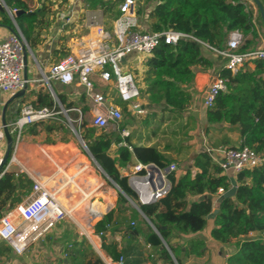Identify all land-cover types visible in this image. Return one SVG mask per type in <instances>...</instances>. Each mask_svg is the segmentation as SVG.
<instances>
[{"label":"trees","instance_id":"trees-1","mask_svg":"<svg viewBox=\"0 0 264 264\" xmlns=\"http://www.w3.org/2000/svg\"><path fill=\"white\" fill-rule=\"evenodd\" d=\"M11 10L23 11L15 18L19 31L24 35L30 48L35 46V38L40 36L43 26L45 9L38 11L34 2L30 0H3ZM90 0H88L89 2ZM264 7V0H259ZM155 2V7L148 13L151 32H164L173 30L189 34L201 42L217 50L227 48L228 38L231 32L239 31L244 37H252L246 42V46L240 52H246L254 40L262 34L264 36V24L257 7V12L250 7L245 0H149ZM99 8L103 10L113 9V2L99 0ZM97 7V8H98ZM139 15L145 11L138 9ZM3 20L0 24L8 26L14 34L19 31L7 12H0ZM119 15H116L117 18ZM213 51L202 43L191 39H181L176 45H168L161 42L147 59V89L152 110L169 111L184 119L192 103L190 93L184 88L194 81L195 67L212 69L220 64L222 59H213ZM219 62V63H218ZM254 68L247 63L236 74L222 68L220 75L228 79V91L221 93L215 100L214 107L207 110L209 127L217 128L219 125L238 126L243 139L241 147L247 146L258 154L264 155V61L253 62ZM60 103L65 110H71L75 104L68 102L66 97L58 94ZM117 105L124 102L116 99ZM39 107H54L61 112V108L55 105L50 94H40ZM88 109L83 107L85 113ZM124 112L126 108H123ZM61 121H54L51 125L39 122L31 130L34 135L42 131L54 132L63 128L66 120L63 113L58 114ZM86 124L81 125V130ZM81 137L89 148L90 153L108 174V176L135 201L139 200L136 192L129 184V177L123 176L116 160L108 151L113 144L125 143L120 148V158L127 162L133 152L142 164H154L160 169L168 168L173 160L157 147L134 146L130 139L122 138L115 133L98 134L96 129H90L87 133L81 131ZM132 149V152L130 151ZM193 168L178 177L171 172L169 180L172 184L169 193L152 204L141 206L143 214L149 219L159 234L146 221L144 226L128 224L126 212L129 201L122 195L119 196L115 209L106 214L94 226V234L101 239L102 249L116 262L121 256L125 257V264H139L144 254L139 248L138 238L146 237V243L150 245L157 258L147 257L146 262L157 264L159 260L167 264H175L171 253L165 247L168 245L174 254L178 264H182V256L201 257L204 255L206 241L203 238L187 240L185 251L174 249L171 241L174 238L203 232L208 224V216L216 208L219 213L213 220L214 228L211 237L221 245H229L233 239L248 237L254 232H264V166L253 170H246L236 176L237 191L233 198H227L216 204L217 192L220 188L228 191L231 187V178L224 175L223 169L215 162L212 155L206 151L197 154L193 159ZM248 180L251 184H248ZM33 181L28 177L17 176L13 172H6L0 179V217L2 210L13 195L18 194L22 188H31ZM212 195L213 198L201 197ZM193 198V199H192ZM195 198V199H194ZM17 198L14 202H20ZM103 205V204H102ZM104 206L103 214L107 211ZM11 208V207H10ZM102 214V215H103ZM98 218L93 216L92 219ZM114 226H125V233L131 239L127 248L120 250L115 240H110L107 233ZM165 242V244H164ZM238 251L228 259V264H264V239H246L237 244ZM11 252L4 243L0 244V255ZM67 258L58 264H104L96 255L86 239H78L65 249ZM136 255L137 258H133Z\"/></svg>","mask_w":264,"mask_h":264},{"label":"built area","instance_id":"built-area-1","mask_svg":"<svg viewBox=\"0 0 264 264\" xmlns=\"http://www.w3.org/2000/svg\"><path fill=\"white\" fill-rule=\"evenodd\" d=\"M1 3L4 4L2 0ZM16 12L17 10H10V16L14 22ZM138 16V0H124L119 5V16L114 21L112 29L96 26V38L82 50L77 54L66 55L60 61L52 64L46 72L41 71L40 81L51 90L53 81L65 87L75 85L84 90L85 96L93 107L94 115L91 122L95 127L107 129L112 123L122 120L123 112L108 95L97 89L93 76L98 75L103 83L113 82L119 98L129 104L132 111L143 113L137 103L141 96L140 88L134 74L126 70L122 61L132 54L151 56L161 42L168 45H176L181 39L200 42L221 57L224 60L223 68L232 74L238 73L248 62L264 61V49L240 52L245 37L239 31L230 33L225 50H217L189 34L173 30L144 31L140 29ZM28 50H30V46L20 32L13 33L0 42V93L13 96L26 91L35 82V80H29L22 75L27 65ZM227 91L228 79L218 74L205 94L204 107L207 110L212 109L217 96ZM55 105L61 108V112L56 111V106L50 108L47 106L37 107L32 103L26 104L21 110L19 119L10 126L13 131L18 133V140L25 126L56 119L59 113H66L67 122L74 129L75 121L68 115L69 110H64L56 98ZM72 111L78 113L77 121L84 120V113L80 109L74 108ZM114 129L120 131L123 137L129 135L126 129L116 127ZM119 146L125 147L126 144L122 143ZM62 147L63 151L45 150L46 155L52 157L56 166V171L52 176L53 187L50 188L41 179L30 175L33 181L30 194L12 211L2 213L0 217V241L5 243L18 257L24 256L32 244L41 241L68 217L69 212L60 201V193L72 184V178L78 171L81 172V168L78 156L72 155L65 146ZM203 151L212 155L224 173L229 175L230 171L232 172L229 178L236 177L243 171L264 166V155L258 154L247 146L222 148L217 151L207 148ZM3 158L0 152V179L16 160L13 154L2 167ZM154 166L156 165H145L138 162L134 169V177L129 179L131 188L136 192L143 205L155 203L169 193L172 187L169 174L177 170L176 166L166 169ZM135 180H147L150 190L148 196H143L136 190L133 186V184H137L133 183ZM110 182L112 183V181ZM226 192L224 188H220L216 197L219 198ZM106 206V214L115 209L114 204H111V207ZM148 247L151 246L148 245ZM150 257L154 258L155 255L151 254ZM174 263L178 264L175 260ZM109 264H125V257L121 256L116 262L111 259Z\"/></svg>","mask_w":264,"mask_h":264},{"label":"crops","instance_id":"crops-1","mask_svg":"<svg viewBox=\"0 0 264 264\" xmlns=\"http://www.w3.org/2000/svg\"><path fill=\"white\" fill-rule=\"evenodd\" d=\"M30 1L34 2V6L35 8H38V11L42 9L41 6H37L36 0H30ZM245 1L250 5L252 9H254L257 12V7H256L257 5L255 4L253 0H245ZM155 4L152 3L150 6L146 8V10H144L145 14L138 16L139 21H140V29L151 32L150 23L148 20V13L155 7ZM70 5L71 4H63V5L54 6L53 11L58 10V13L56 14V16H52V20L54 21L55 18L56 20L52 23V26L46 35H43L40 33V36L35 38L34 40L35 46L33 49L31 48L33 52V56L27 55V65L22 75L23 77L28 78L29 80H32V81L35 80V82L32 83L26 91L20 92L18 96L16 95L12 96L9 94L0 93V152L4 157L6 154L8 145H9V138H12L13 149H12L11 156L14 154L16 157L15 162L12 165H10V167L7 169L6 172H13L17 176L20 175L22 177H28L29 179H31L30 175H33L41 179L42 181H44L50 188L53 187L52 176L54 175L56 171V168H55L56 166H55V162L53 161L52 157L46 155L45 150L48 149L49 151H51L53 147L55 148V147H62V146H65L66 148L68 147L69 150L70 148L78 149L77 148L78 144L72 139L70 131H68L67 127L64 126L63 128H60L59 130L54 131V132L42 131L39 134L34 135L31 130L34 128L35 124H32V125L25 126L23 128L21 135L19 137V140H18V133L13 131V129L10 127L13 123H15V121L19 119V117L21 116V110L26 104L32 103L35 106L39 107L37 104H38V97L40 94H43V95L50 94L54 102H55V98L58 99V94H62L66 97L68 102H73L75 104L74 108H78L82 112H83V107L87 108L88 110L85 113L83 112L85 124H86L85 128L82 129V132L84 133H87V131L90 129H96L98 134H101L103 132L106 134L115 133V134L120 135L124 139L129 138L131 141V144L134 146L135 145L143 146V147L153 146V147L158 148L156 144L157 143L156 140H157V135H158L160 126H158L157 129L154 128L152 130L149 127H146L145 131L141 132L142 134L139 133L137 135L135 134V131H133L129 133L128 136H125V137L122 136V133L120 131H116L114 129L115 127L122 128V129H126L128 127L124 125V121H125L124 114L127 115V117H129L130 121H133L134 119H141V118L145 119L148 116H150L151 113L152 114L154 113L153 115L155 116L154 110L150 108L152 107V104L150 102L149 95L146 93V89H147L146 77H147V72H148L146 61L151 56L132 54V55H129L125 59V61H122V65L126 67V70L132 72L134 76L136 77V81H137V84L141 92V96L138 99L137 103L140 105L141 109L143 110V113H136L132 111L130 109L129 104L127 103L118 105L122 109L123 118L122 120L118 122L116 121L115 123H112L111 126L108 127L107 129H101V128H98L92 125L91 120L93 119V115H94L93 107L89 99L85 96L84 90L82 88H78L75 85L65 87L61 85L60 83L53 81L51 82V88H52L51 90L45 83L40 81L41 71L46 72L52 64L56 63V61L57 62L60 61L68 54H77L89 42L94 40L96 38V29H95L96 26H103L105 29H112L113 23L116 20L115 18L111 21L109 18L104 16L105 12L103 10H100V8L95 9V10L87 9L85 5V0H81V6L78 5L79 7L78 6L75 7V5L73 4L71 6ZM67 8H70V10H67ZM68 11L69 12L71 11V15H68ZM0 12H3V11L0 9ZM7 14L9 18L12 19L10 14L9 13ZM66 15H68V17L65 18ZM14 18H16V15L14 16ZM2 20H3V16L0 14V21ZM12 21L14 22L13 19ZM14 23L18 29L16 20ZM106 25H110V26L108 27ZM11 34H13V32L8 26L4 24H0V42L4 41ZM248 40H252V37L251 36L245 37L244 43L242 44L240 49L246 46V42ZM256 49H264V36L262 34H260V36L254 40V44L249 46V49L247 50L250 51V50H256ZM211 57L213 59L219 58V56H217L215 53L211 54ZM247 65L250 68H254L253 62H248ZM223 66H224V60L222 59L221 63L217 64V66L212 69H203L202 67H195L194 68V71H195L194 81L192 82L191 85L184 87L190 93L191 98H192V103L190 105V108L187 114L190 113L192 114L193 117L190 116L188 117V119L190 121V120H194L193 118L197 117L199 119V123L197 119H196V122L194 121L195 123L192 121L193 125L196 124L193 130H196V129L199 130V127H200V129L202 128L201 130L202 132L201 131L200 132L204 134L203 138H201L198 141L199 146L200 145L202 147L209 146L210 149H213L215 151L220 150L222 148H239L242 146V143H243V139L238 130V126L222 127L219 125L217 128H211L209 131H207L210 125L207 120V109L204 107V104H203L204 97H205V94L209 86L213 82L214 78L218 74H220V71L223 68ZM136 73H140L141 76L143 75L141 82L137 79ZM93 79L96 83L97 89L103 92L104 94L108 95V97L116 104V99L118 97V94H117V91L115 90L114 83L113 82L103 83L100 80L98 75H94ZM58 101L60 102L59 99ZM123 108H126L125 112ZM72 109L69 110L68 114L70 115V113L73 112L75 115L77 114V119H78V113L75 111H72ZM155 111H158V110H155ZM54 121H61V119H59L57 116L56 119L46 120L44 121V123L51 125ZM6 127L8 128V132L6 130ZM63 132L64 134L62 135V137L64 138L61 140L57 139L56 137L61 135V133ZM48 140H50V142ZM120 148L121 147L119 145L113 144L110 150L108 151V154L113 159L116 160L117 167L120 173L124 176L127 173L125 174L123 173L122 168H120L118 162L122 163L125 169L126 167L127 169H133L134 165H136L139 162V160L136 158V156L132 152V149H130V151L132 152L130 159L127 162L122 161V159L120 158ZM200 152L202 151L197 150L196 152H194L193 159ZM165 153H167V151H165ZM79 154L80 155H77V154L76 155L78 156V158L79 157L82 158V159L79 158V161H80L79 165L81 168V172H85L89 169V165L92 166V164H91V161L88 155H86L85 153L83 154L79 153ZM83 159L84 161L87 160L89 162V165H86V161L83 162ZM190 169L193 171V174L196 173V169L193 168V163ZM187 171L188 170L181 172L180 175H178L177 172L176 173H177V176L180 177L184 175L185 173H187ZM224 175H227V174L224 173ZM229 175L231 174L229 173ZM229 175L227 176L229 177ZM74 178H77V175H74V177L72 178V183H74L75 181ZM248 184L249 185L251 184L250 180H248ZM70 186L65 188L60 193V201H61V197L63 193ZM95 186H97V184ZM98 186L99 188H101L102 186H104V184L101 182H98ZM31 189L32 187L20 189L18 191V194L13 195V197L8 200V202L4 206V210H2V213H8L12 211L18 204H20L30 194ZM79 194H80L79 191L75 190L73 193H70V195H67L69 202L70 201L73 202L74 200L77 201ZM89 197L90 196L83 199V201H86ZM17 198H21V201L18 203L14 202V200ZM61 203L66 209L68 208L67 203L65 202H61ZM87 208L88 209L86 212L87 213L86 217H88V219L93 218V216L95 217V214L98 217L103 216L102 214H103L104 206L101 203L99 202L90 203L87 206ZM131 215L132 214L128 209V211L126 212V216L132 219L133 215L132 216ZM142 218L143 219H136V222H132V223H134V225L144 226V222H143L144 220L150 225V223L146 220L144 216H142ZM119 227L120 228H116L115 226L114 227L115 231L113 233L109 231L107 233V237L109 241L115 240L119 244V249L123 250L128 247L129 242H131V239L125 233V226L123 227L119 226ZM213 228H214L213 220H209V224L203 232L182 236V238L172 239L171 245L173 246V248L176 250L182 249V253H184L185 251V244L187 240L199 237V238H203L206 241L205 252L203 256L201 257L191 256L189 258H185L184 256H182V264H228V259L238 251V248H237L238 243H241L248 238L264 239V232L263 233L254 232V233H251L248 237H240L238 239H233L229 245H221L217 243L216 241H214L211 237V231ZM51 232L48 233L46 237L50 235ZM93 235L97 237V239H95L94 241H90L89 244L91 245V243H94V246L93 245L92 246L96 254H98V256L103 260L104 264H109V262L111 261V258L102 249L101 239L99 236L94 234V227H93ZM45 238H43L42 240H44ZM42 240L37 243L41 244ZM78 240L82 241L81 238ZM0 242L3 243L2 241ZM138 244L144 256L137 258L136 255H133V258H137L141 260V263L139 264H151V263L146 262V260L148 256H151V254H154L155 252L152 247H148V244L146 243V237L144 235L138 238ZM167 248L169 249L173 259H175L174 254L172 253L168 245H167ZM64 253L66 254L65 250H64ZM157 257L158 255H155L154 258H157ZM4 258H5L4 255L3 256L0 255V260H3ZM17 259H23V257H19ZM62 259H64V257ZM20 261L21 260L17 261L16 264H20L19 263ZM157 264H167V263H165L162 260H159Z\"/></svg>","mask_w":264,"mask_h":264},{"label":"rangeland","instance_id":"rangeland-1","mask_svg":"<svg viewBox=\"0 0 264 264\" xmlns=\"http://www.w3.org/2000/svg\"><path fill=\"white\" fill-rule=\"evenodd\" d=\"M104 1L113 2V9L111 10H103L100 8V10H103L105 12L104 16H106L112 21L118 14L119 5L123 2V0ZM152 3L155 4V2L150 3L149 0H138V7L144 11ZM36 4L37 6H41L42 8L44 7L45 9L43 26L40 30V33L46 35L49 29L51 28L52 23L56 20L55 18V20L53 21L52 16H56V14L58 13V10L53 11L54 6L63 4H73L75 5V7L78 5L81 6V0H36ZM85 5L89 10L99 9V0H90L89 2L88 0H85ZM67 10H70V8H67ZM68 15H71V11H68ZM68 15H66L65 18L68 17ZM106 26L109 27L110 25ZM19 32L23 35L21 31ZM29 55L33 56L31 48L30 50H28V56ZM136 75L137 79L141 82L143 75L141 76L140 73H136ZM154 112L155 116L153 115L154 113H151V115L145 119H134L133 121H130L129 117L124 114V125L128 126L126 128L127 133L129 134L135 131V134L137 135L142 131H145L146 127H149L152 130L154 128L157 129V127L160 126L156 144L159 150H161L162 152L164 151V154L166 155L167 159L173 160L170 166H176V172L178 173V175H180L181 172H184L190 169V167H192L194 152H196L197 150L203 151L207 148L210 149L209 146H199L198 141L204 136V134L201 133L202 128L200 129L199 127V130H193L194 126L196 125H193V122H196L197 119L199 123V119L195 117L193 118L194 120L189 121L188 117H193L190 113L186 114L187 116L185 115V119L182 120L176 114H173L169 111L163 112L162 110H154ZM63 116L66 120L65 126L67 127L68 131H70L72 139L78 144V149L70 148L69 150L68 147L66 149L72 155H80L79 153H85L90 158L92 166H90L89 162L85 160L86 165H89V169L85 172L78 171L75 174L77 175V178H74V183L71 184V186L63 193L61 197V202H65L68 204V217L64 221L59 223L57 227L51 232V234L48 235L44 240H42L41 244H32L27 253L24 255L25 257L22 256L23 259H17L19 257H15L12 252H8L4 255L5 258L3 260H0V264H16V262L19 260H21L19 262L20 264H58L63 257L64 259L65 257L67 258V255L64 253V250L67 249V247H71V245L77 239H86L88 244L90 241H94L95 239H97V237L93 235V227L106 215L107 211L103 214L100 219L90 221V219L86 217V212L88 209L87 206L90 203L99 202L103 205H109V207H111V204H114L115 208L117 206L119 196H124L118 190V188H116L110 182V180L107 179L105 174L97 166L96 162L93 161V158L89 156V153L87 152V149L89 150V148L80 134L82 131L81 125L85 123V119L82 122H79L77 121V114L75 115L73 112H71L69 116L75 121L73 124L74 129H72V127H70V124L67 122L66 113H63ZM63 134L64 132L56 138L60 140L63 139ZM48 141L50 142V140ZM52 150L63 151V147H53ZM165 151H167V153H165ZM79 158L82 159L81 157ZM85 161L83 159V162ZM118 164L120 168H122L123 173H127L124 176L129 177V179L131 177H134V169L137 164L134 165L133 169H127V167L125 169L122 163L118 162ZM230 173L232 172L230 171ZM98 182L103 183L104 186L99 188ZM96 184L97 186H95ZM75 190H78L80 193L78 200L69 202L67 195H70V193H73ZM88 196L90 197L86 201H83V199L87 198ZM128 208L131 214L133 215H131L133 217L132 219L126 216L128 218V224L136 222V219H143L141 213L132 203H128ZM114 227L110 228L109 231L113 233L115 231ZM116 228L120 227L116 226ZM92 245L94 246V243H91L90 245L94 250Z\"/></svg>","mask_w":264,"mask_h":264},{"label":"water","instance_id":"water-1","mask_svg":"<svg viewBox=\"0 0 264 264\" xmlns=\"http://www.w3.org/2000/svg\"><path fill=\"white\" fill-rule=\"evenodd\" d=\"M3 1V0H2ZM255 2V4L257 5L262 20H263V24H264V7L262 6V4L260 3L259 0H253ZM4 2V1H3ZM0 9L2 11H6L7 13L10 14V9L5 5V3H0ZM23 11H17L16 12V17H18ZM123 61H125V59H123ZM19 94V93H18ZM18 94H16V96H18ZM65 110V109H64ZM6 130L8 132V128L6 127ZM12 149H13V140L12 138H9V145L6 151V154L3 158V162H2V167L9 161L10 157H11V153H12ZM87 152L89 153V155L93 158V160L96 162V160L94 159V157L92 156V154L90 153V151L87 149ZM97 166L99 167V169H101V171L105 174V176L107 177V179H109L110 181H112V183L115 185L116 188H118V190L126 197V199L132 203L137 209L138 211L142 214V216H144L146 218V220L150 223V225L153 227V229L159 234L158 230L152 225V223L149 221V219L143 214L142 210H141V206L143 205L142 202L140 200L135 201L132 198H130L126 193H124V191L108 176V174L100 167V165L96 162ZM156 167V166H154ZM237 182L235 177L231 176V187L230 189L223 194L222 196H220L219 198H217L216 200V204H221V202H223V200L227 199V198H233L236 195V191H237ZM205 198H209L212 199L213 196L212 195H208V196H204L201 197V200H204ZM219 213V209L216 208L214 210V212L212 214H210L208 216V219H214L215 216ZM165 244V242H164ZM165 247L167 248V245L165 244ZM168 249V248H167ZM169 250V249H168ZM175 260V259H174Z\"/></svg>","mask_w":264,"mask_h":264},{"label":"bare ground","instance_id":"bare-ground-1","mask_svg":"<svg viewBox=\"0 0 264 264\" xmlns=\"http://www.w3.org/2000/svg\"><path fill=\"white\" fill-rule=\"evenodd\" d=\"M133 183H137V184H133V186L136 188V190L141 193L143 196L144 195H149L150 194V190H149V186H148V183H147V180L143 181V180H135V182ZM102 217V216H101ZM101 217H98V218H101ZM98 218H95V219H91L92 220H96Z\"/></svg>","mask_w":264,"mask_h":264}]
</instances>
